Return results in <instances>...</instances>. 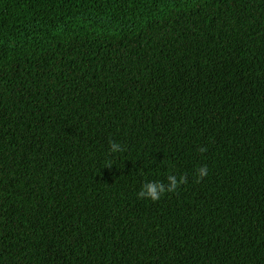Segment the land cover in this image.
<instances>
[{"label": "trees", "instance_id": "1", "mask_svg": "<svg viewBox=\"0 0 264 264\" xmlns=\"http://www.w3.org/2000/svg\"><path fill=\"white\" fill-rule=\"evenodd\" d=\"M0 264H264V0H0Z\"/></svg>", "mask_w": 264, "mask_h": 264}, {"label": "clouds", "instance_id": "2", "mask_svg": "<svg viewBox=\"0 0 264 264\" xmlns=\"http://www.w3.org/2000/svg\"><path fill=\"white\" fill-rule=\"evenodd\" d=\"M109 145H110V150L112 152L123 150L121 145H119L118 143L110 141ZM206 175H207V166L205 165L198 169L197 177L199 179V178H203ZM167 181H168L167 184H165L164 182H156V181L146 182L145 184L142 185L141 191L138 193V196L141 198H151V200L157 201L164 193L174 192L180 184L185 183L187 181V176L181 175L179 179H177L175 175H169L167 177Z\"/></svg>", "mask_w": 264, "mask_h": 264}]
</instances>
